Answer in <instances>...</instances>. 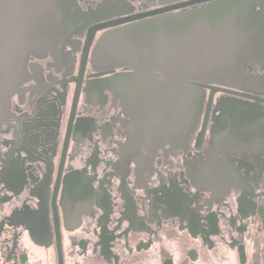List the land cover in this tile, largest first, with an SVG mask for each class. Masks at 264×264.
<instances>
[{"label":"flooded vegetation","instance_id":"obj_1","mask_svg":"<svg viewBox=\"0 0 264 264\" xmlns=\"http://www.w3.org/2000/svg\"><path fill=\"white\" fill-rule=\"evenodd\" d=\"M211 1L59 0L67 36L0 92V264H264V0L234 81L90 61L108 31Z\"/></svg>","mask_w":264,"mask_h":264},{"label":"water","instance_id":"obj_2","mask_svg":"<svg viewBox=\"0 0 264 264\" xmlns=\"http://www.w3.org/2000/svg\"><path fill=\"white\" fill-rule=\"evenodd\" d=\"M251 2L214 0L113 29L98 39L90 61L137 74L156 71L163 85L179 91L184 80L234 81L262 49L252 33ZM71 23L59 0H0V92L17 85L30 55L56 49Z\"/></svg>","mask_w":264,"mask_h":264}]
</instances>
